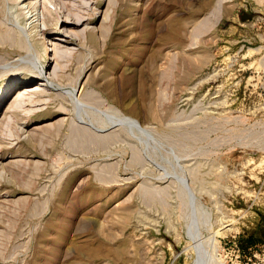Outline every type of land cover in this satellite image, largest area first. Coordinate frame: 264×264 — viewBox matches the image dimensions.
<instances>
[{
	"label": "rangeland",
	"instance_id": "obj_1",
	"mask_svg": "<svg viewBox=\"0 0 264 264\" xmlns=\"http://www.w3.org/2000/svg\"><path fill=\"white\" fill-rule=\"evenodd\" d=\"M48 1L0 0V264H264V0Z\"/></svg>",
	"mask_w": 264,
	"mask_h": 264
},
{
	"label": "bare ground",
	"instance_id": "obj_2",
	"mask_svg": "<svg viewBox=\"0 0 264 264\" xmlns=\"http://www.w3.org/2000/svg\"><path fill=\"white\" fill-rule=\"evenodd\" d=\"M25 2L26 3L22 4L21 7H22V10H27L25 12L27 14V16H28V19L26 20L27 21L26 25H28V27L30 29L29 31L31 33H33V34H36L38 32L37 34H39V36L41 38H43V36L45 37V34H44L45 32H44V30L42 28H39V24L42 25V26H45L46 17L47 18H51L52 15H55V20L57 21V19H58L57 15L58 14L55 12L54 9L52 10L50 7H48V5H50V2L48 0H25ZM66 20H68V19L66 18ZM37 23H39L38 26H36ZM68 25H78V22L77 21H75V22L74 21H63V26L66 27ZM36 27H38V31L37 32L35 30ZM29 37H31L30 33H29ZM46 37H47V35H46ZM53 55L54 56L52 58V62L58 64L56 54L54 53ZM44 79H46V78H44ZM44 79L41 80V81H38L37 82V86L42 87L44 85V82H46V80H44ZM27 89H28V87H26V86L24 87L23 86L19 90V93H17V95L18 96H22L26 92Z\"/></svg>",
	"mask_w": 264,
	"mask_h": 264
},
{
	"label": "trees",
	"instance_id": "obj_3",
	"mask_svg": "<svg viewBox=\"0 0 264 264\" xmlns=\"http://www.w3.org/2000/svg\"><path fill=\"white\" fill-rule=\"evenodd\" d=\"M250 245H252V238L250 235H248L245 239L238 238L237 240V247L242 252H244V250Z\"/></svg>",
	"mask_w": 264,
	"mask_h": 264
},
{
	"label": "built area",
	"instance_id": "obj_4",
	"mask_svg": "<svg viewBox=\"0 0 264 264\" xmlns=\"http://www.w3.org/2000/svg\"><path fill=\"white\" fill-rule=\"evenodd\" d=\"M234 251L236 253V256L238 257L239 256V249L236 247V249Z\"/></svg>",
	"mask_w": 264,
	"mask_h": 264
}]
</instances>
